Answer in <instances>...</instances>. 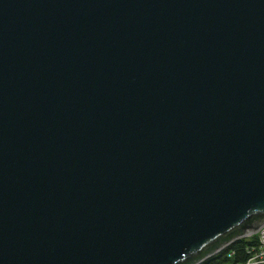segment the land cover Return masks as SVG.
Masks as SVG:
<instances>
[{
    "label": "water",
    "instance_id": "95a60500",
    "mask_svg": "<svg viewBox=\"0 0 264 264\" xmlns=\"http://www.w3.org/2000/svg\"><path fill=\"white\" fill-rule=\"evenodd\" d=\"M262 225L264 0H0V264H196Z\"/></svg>",
    "mask_w": 264,
    "mask_h": 264
},
{
    "label": "built area",
    "instance_id": "2783aa9c",
    "mask_svg": "<svg viewBox=\"0 0 264 264\" xmlns=\"http://www.w3.org/2000/svg\"><path fill=\"white\" fill-rule=\"evenodd\" d=\"M236 239H244L249 242L243 249L244 259L236 255L237 251L235 249L229 248L231 242ZM234 240L224 243L216 251L206 255L196 264H200L211 256L221 257L224 260L222 264H264V225L259 227L255 232L236 237ZM222 253L223 255L220 256Z\"/></svg>",
    "mask_w": 264,
    "mask_h": 264
},
{
    "label": "trees",
    "instance_id": "16d2710c",
    "mask_svg": "<svg viewBox=\"0 0 264 264\" xmlns=\"http://www.w3.org/2000/svg\"><path fill=\"white\" fill-rule=\"evenodd\" d=\"M240 228H237L233 231H231L230 233H228L227 235L221 237V239L219 240L218 244L219 243H223L225 241H231V240H234V238H236L235 236H237L238 234H240ZM249 244L248 241L244 240V239H240V240H234L233 242H231L230 244V249H235L237 251V256L241 259H244V252H243V249H244V246ZM217 245V244H216ZM223 253L220 255L222 256ZM235 260H237L235 258ZM223 259L221 257H218V256H211L207 259H205L203 262H201L200 264H222L223 263Z\"/></svg>",
    "mask_w": 264,
    "mask_h": 264
}]
</instances>
